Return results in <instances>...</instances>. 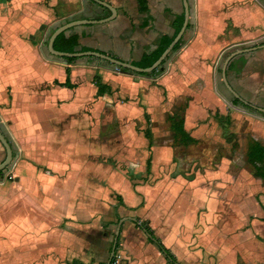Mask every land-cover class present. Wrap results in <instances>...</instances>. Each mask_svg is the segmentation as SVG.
<instances>
[{
	"label": "crops",
	"instance_id": "crops-1",
	"mask_svg": "<svg viewBox=\"0 0 264 264\" xmlns=\"http://www.w3.org/2000/svg\"><path fill=\"white\" fill-rule=\"evenodd\" d=\"M102 1L115 16L72 27L63 38L76 34L78 49L132 64L153 53L161 38L174 36L175 17L184 15L186 1L189 19L179 48L153 75L115 72L93 56L67 64L48 50L53 31L65 18L111 17L109 9L90 0H0V130L14 156L0 174V245L23 252L22 264H113L120 254L119 264H172L139 227L144 222L180 264H264V178H237L232 146L206 176L202 171L191 178L170 176L161 173L160 161L164 153L169 169L177 164L172 165L175 142L168 117L197 145L210 133L199 124L208 117L210 86L226 90L231 102L236 99L225 88L221 67L228 50L264 44V4L142 0V11L139 0ZM94 75L111 93L97 95ZM226 78L242 99L264 108V48L232 58ZM214 95L216 102L224 100ZM144 120L150 136L156 123L167 125V133L159 132L169 136L167 147L158 150L151 139L148 148ZM101 121L120 124V145L126 144L124 151L129 147L135 163L143 157L138 146L147 140L153 183L128 179L127 167H117L126 164L117 144L103 152L100 145L98 151L81 142L101 134ZM249 121L251 129L264 127ZM251 150L245 153L248 166ZM92 152L100 156L98 165L85 160ZM3 157L0 144V162ZM140 164L131 167L138 171ZM135 197L139 204H133ZM113 200L137 209L136 216H120Z\"/></svg>",
	"mask_w": 264,
	"mask_h": 264
},
{
	"label": "rangeland",
	"instance_id": "rangeland-1",
	"mask_svg": "<svg viewBox=\"0 0 264 264\" xmlns=\"http://www.w3.org/2000/svg\"><path fill=\"white\" fill-rule=\"evenodd\" d=\"M218 86L220 87V84ZM218 90H221L222 92L220 93ZM218 90H216L214 83L210 86V92H209L210 96L208 99L209 105L207 106V108L210 109V110H207L209 118L207 117L206 119L207 121L205 120L199 123V124L205 123V125H202V128H204L206 132H210L208 133V137L206 138V140L199 139L200 141L199 144L190 145L187 148H183L182 146H179L176 143L171 144V147L173 149L172 150L173 151L172 165H175L176 163L177 164L175 165V167L173 166L171 169H169L168 162L164 159V157L166 156L164 153H162L164 156H161V158L162 157L163 158L162 159L160 158V161L165 163L164 165L165 167L163 166L161 173L166 171L168 175L170 176L171 175L173 176L176 174H182V175L186 174V177L191 178L195 175L196 172L202 171V174L206 176V173L208 175L209 173L216 170V164L218 163V160L221 158V156L227 154L226 153L227 146H229V148L232 146V149H234L237 152L236 157H235V163L238 167L237 169L238 173L236 175L237 178H240V179L242 178L243 180L251 178L253 174V169L250 166H248V164L246 163L245 153L249 149H254L257 142L264 146V127L262 126L263 127L262 130L258 128L251 129V127H249V122H250L249 120L252 119L254 121H259L264 124V119L256 116L255 114L256 112L254 110H251L248 108H245L243 110L240 107L241 106L240 104L236 106H232L229 103L232 98L226 92V90L224 89L222 90V88ZM215 93L217 94V96L220 95L224 100H220L218 96L220 101L217 100L216 102V99H215L216 96L214 95ZM123 102L124 101L121 100L120 103L123 104ZM174 111L180 112L177 108H175L173 112ZM215 111H218L219 113L224 114V115L229 114L230 124L226 126H219L218 123L214 121L211 115ZM98 125L101 126L99 127V130H101V134L99 135L96 134L95 139H92L90 141L85 140L86 142L85 141H81V142H83L84 144H87L88 142L91 143V147L98 151H99L98 148L100 145L102 147L103 152H106L105 150L108 149L106 148L108 147V145L117 144L116 153L119 154L122 152L123 154H121V157L124 158V162L127 164V165L125 163H124L125 165L119 164L117 165V167L119 168L127 167V170H129V172H131L133 176L139 177V178L142 177L148 183H153L152 182L153 181L152 172L145 165V161L147 157L151 155V153H149L150 151L145 152L147 148V140H144V143L142 140L141 145L138 146V149L142 153L143 157L141 156L142 159H138L137 163H135V161H133L134 155L133 153H130L131 151L129 147L127 146V150L124 151L123 147L126 144L120 145L121 139L119 138V136L121 137V135H123V132L120 131V128H119L120 124H117L116 121H113L110 123L106 121V124H102V121H101ZM137 125L140 126V124L138 123ZM103 126H105L106 128L102 129ZM154 126H156L157 128L155 129L153 135L151 133V136H150L147 128L151 130V127H149L147 123L145 124V120H144L143 130L145 131V133L148 134V136L151 137L152 143H155L156 145V149L158 150L160 148L162 149L163 146L167 147L168 140H169V136L166 134L167 133L166 131H168L167 125H164L163 123L160 122V123H156ZM159 132H166V133L160 134ZM111 136H113V138H110ZM115 137H117L118 139H115ZM128 143L130 144L129 146H133L134 141L131 139H128ZM137 143H138L137 145L140 144L138 140H137ZM116 153L113 155L114 158H118L117 157L118 154ZM89 156L90 157L85 158L86 161H89L90 159L89 162H93L95 164L97 160L100 161V156L96 155V153L92 152ZM104 157H108V156L107 155L101 156V158H104ZM121 157L119 156V158ZM140 160H141L140 165L142 166V169L137 171L135 170L134 167L139 166ZM131 166H134V167H131ZM123 172L125 174L127 173L126 171H123ZM211 180L213 179H208V182H210ZM125 189L126 188L124 187V190ZM124 196L127 199L128 193L126 192ZM140 199L141 198L135 197L134 198L135 203L133 202V204H139ZM113 202H114L113 203L114 205H112V209H115L120 216H124V215H130L133 217L136 216L135 211H137V209L135 210V209L127 208L124 203L118 204L116 203L115 200H113ZM130 205L131 203L128 200V206ZM106 220L107 219H105V221ZM112 230H114V225L112 227ZM6 246L7 245L5 244L0 245V264H16V263L22 264L21 259L23 256V252L19 253V251L8 250ZM119 256H121V254ZM120 260L122 259L120 258ZM122 262L123 260L120 261V263Z\"/></svg>",
	"mask_w": 264,
	"mask_h": 264
},
{
	"label": "trees",
	"instance_id": "trees-1",
	"mask_svg": "<svg viewBox=\"0 0 264 264\" xmlns=\"http://www.w3.org/2000/svg\"><path fill=\"white\" fill-rule=\"evenodd\" d=\"M141 10L145 11V3L142 0H139ZM72 19H66L63 21L62 24L67 23L71 21ZM184 21V15H179L175 17V34L174 36L179 32L182 23ZM61 25V24H60ZM173 36V37H174ZM172 37V38H173ZM172 38H167L163 37L161 38V41L157 47V49L151 53L144 55L143 58L135 63H132V65L140 67V68H147L151 66L162 54V52L165 50V48L168 46V44L171 42ZM181 44V41L179 40L173 47V50H176L179 48ZM53 48L56 51L59 52H67V53H73V52H83V51H88L86 48H81L78 49V36L76 34H72L68 36L67 38H63V33L59 34L53 44ZM75 58L69 57L65 58V61L67 64H71L72 61H74ZM122 71H126V69L119 68ZM65 72L68 78L70 68L67 66L65 68ZM156 70H153L149 75L155 74ZM94 81L95 85L97 88V95H102L103 93H111L110 87L100 84L98 81V78L96 75H94ZM69 82L66 81L65 86H69ZM233 105H239L240 102L237 99H234L232 101ZM212 115V118L218 123L219 126H226L230 124V115L229 114H221L218 111H215ZM169 120V127L170 130L173 132V137H174V142L177 143L178 145H183V146H188L190 144H194L196 140L194 138H191L186 131H184L182 128H180L176 122L173 121L172 117H168ZM148 135V134H147ZM148 139V148L151 147V137L147 136ZM247 162L253 169V175L258 178H264V146L259 144L258 142L256 143L254 149H252L246 157ZM146 166L147 168L150 167V156L146 161ZM1 174V171H0ZM127 177L130 181H133L135 179V176L130 174L129 172L126 173ZM141 182H145L146 180L143 178H138ZM139 227H141L147 234H149L158 249L165 255V257L172 263V264H180L174 256L171 255V253L160 243V241L153 235L152 230L150 227L147 225V223H139ZM114 259V258H113ZM113 263V260H112Z\"/></svg>",
	"mask_w": 264,
	"mask_h": 264
},
{
	"label": "water",
	"instance_id": "water-1",
	"mask_svg": "<svg viewBox=\"0 0 264 264\" xmlns=\"http://www.w3.org/2000/svg\"><path fill=\"white\" fill-rule=\"evenodd\" d=\"M93 3L102 6L104 8H107L110 10L111 12V17L108 18H104L101 20H72L69 21L67 23H64L60 26H58L53 33L50 35L49 40H48V50L52 55L61 57V58H81V57H96L99 58L103 61L108 62L109 64L113 65V67H118V68H123L126 70L131 71L132 73L136 74V75H142V74H147L152 72L153 70L157 69V67L162 63V61L165 59V57L172 51L173 46L180 40L186 26L188 23V19H189V8L187 6L186 1H184V21L182 24L181 29L179 30V32L176 34V36L173 38V40L171 41V43L168 45V47L164 50V52L161 54V56L149 67L147 68H140L137 66H134L130 63L127 62H123L121 60L112 58L110 56H107L105 54H102L100 52H95V51H83V52H73V53H67V52H58L55 51L53 49V42L55 40V38L65 32L66 30L75 27V26H80V25H87V24H95V23H105L108 22L113 16H115V10L106 2H103L102 0H90ZM262 4H264V0H259ZM259 48H264V44H261L259 46H254V47H247V48H232L231 50H228V52H230V54H227L223 65L221 67V74H222V79L225 85V88L227 89V91L236 99L239 100L240 104H241V108L244 110L246 107L251 108L252 110H254L256 113V116H258L259 118L264 119V108L261 107H257L254 106L250 103H248L247 101H245L244 99H242L239 94H237V92H235L233 90V88L230 86V84L227 81L226 78V68L227 65L229 63V61L234 58L237 55H241V54H246V53H250L253 52ZM227 51V50H226ZM226 52V53H228ZM230 104H232V102H229ZM238 108V107H236ZM0 144L3 147L4 150V157L3 160L0 162V171H6L8 169V167L12 164L13 160H14V156H13V150L8 142V140L6 139V137L3 135V133L0 130ZM114 246L112 247V252H111V256L113 255V250H114Z\"/></svg>",
	"mask_w": 264,
	"mask_h": 264
},
{
	"label": "built area",
	"instance_id": "built-area-1",
	"mask_svg": "<svg viewBox=\"0 0 264 264\" xmlns=\"http://www.w3.org/2000/svg\"><path fill=\"white\" fill-rule=\"evenodd\" d=\"M113 70H114L115 72H118L120 69H119L118 67H113ZM119 259H120V256H119V255H116V256H115V259H114V261H113V264H119Z\"/></svg>",
	"mask_w": 264,
	"mask_h": 264
}]
</instances>
